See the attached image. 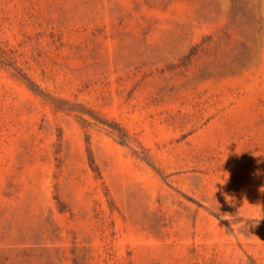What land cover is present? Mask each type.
<instances>
[{"label":"rangeland","instance_id":"374dc122","mask_svg":"<svg viewBox=\"0 0 264 264\" xmlns=\"http://www.w3.org/2000/svg\"><path fill=\"white\" fill-rule=\"evenodd\" d=\"M217 180L264 211V0H0V264H264Z\"/></svg>","mask_w":264,"mask_h":264},{"label":"clouds","instance_id":"9594fccd","mask_svg":"<svg viewBox=\"0 0 264 264\" xmlns=\"http://www.w3.org/2000/svg\"><path fill=\"white\" fill-rule=\"evenodd\" d=\"M218 181L219 180H217L215 182V191L213 193L214 200L209 201L206 206L212 208V210L214 211V213L216 215L218 214L221 218L228 220L231 223V225L235 223L238 226V228H240V229H246L248 231V228H249L248 222L249 221L251 222L252 226L257 225L259 223L260 219L262 217H264V211H259L253 207H247V206L246 207H239L238 211L235 213V215L220 212V206H219V203H217V199L215 196V192L217 191L216 186H217ZM223 183H221V184H223ZM224 195H225V199L229 203H233V204L235 203L234 199L232 197H230L227 193H224ZM250 205H252V204H250Z\"/></svg>","mask_w":264,"mask_h":264}]
</instances>
